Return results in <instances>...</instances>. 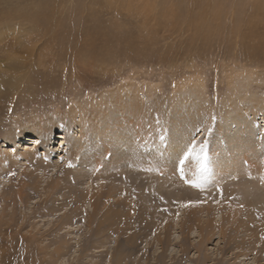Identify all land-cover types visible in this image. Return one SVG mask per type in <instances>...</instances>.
<instances>
[{
	"label": "rangeland",
	"instance_id": "1",
	"mask_svg": "<svg viewBox=\"0 0 264 264\" xmlns=\"http://www.w3.org/2000/svg\"><path fill=\"white\" fill-rule=\"evenodd\" d=\"M0 23V261L264 264V204L229 222L256 161L201 148L244 117L264 140V0H0ZM177 119L190 130L169 150L208 161L156 152ZM109 127L135 133L133 165L95 174L94 150L73 154Z\"/></svg>",
	"mask_w": 264,
	"mask_h": 264
},
{
	"label": "bare ground",
	"instance_id": "2",
	"mask_svg": "<svg viewBox=\"0 0 264 264\" xmlns=\"http://www.w3.org/2000/svg\"><path fill=\"white\" fill-rule=\"evenodd\" d=\"M47 3V2H46ZM49 8V7H48ZM39 12V11H38ZM46 13V12H45ZM44 13V14H45ZM34 17V16H33ZM45 17V16H44ZM35 20V19H34ZM41 20V19H40ZM47 22V21H46ZM36 23V22H34ZM39 23V22H38ZM1 24V23H0ZM6 24V23H5ZM32 26V25H31ZM35 26V25H34ZM33 26V27H34ZM8 27V26H7ZM30 27V26H29ZM28 27V29H29ZM21 29V28H19ZM26 29V28H25ZM30 46V45H29ZM21 48V47H20ZM27 48V47H25ZM28 49V48H27ZM26 49V50H27ZM31 49V48H29ZM48 54V52H47ZM32 55V54H31ZM46 59V58H45ZM18 60V59H17ZM21 60V59H20ZM26 60V59H25ZM24 63V62H23ZM22 63V65H23ZM18 64V63H17ZM53 64V63H52ZM19 65V64H18ZM17 67V66H16ZM22 67V66H20ZM15 71V70H14ZM22 72V71H21ZM27 72V71H26ZM16 74V73H15ZM29 74V73H28ZM11 82V81H10ZM14 83V82H13ZM16 83V82H15ZM15 86V85H14ZM13 86V87H14ZM20 86V85H19ZM251 98V97H250ZM247 106V105H246ZM197 108V107H196ZM184 109V108H183ZM190 110V109H189ZM262 110V109H261ZM260 110V111H261ZM180 112V111H179ZM188 111H185L184 113H187ZM184 113L181 112V115H179V117L181 116H186V115H183ZM195 115V114H194ZM184 121H182L184 124L182 126H176V127H173L171 130V133H170V130L167 132H164L165 134L163 136H161V138L157 141L155 140H152V145L156 148V152H160V154H165L166 156V153L168 154L167 156L170 158V159H175V157H181L183 152H182V148L181 147H177L175 150H169V146L170 145H173V143H178L179 146H183V143L185 141V138H186V135L187 133L189 132L190 130V122L189 120L186 121L187 119H183ZM192 120V118L190 119ZM176 121H180L179 119H177ZM180 121V122H181ZM194 121V120H193ZM192 122V121H191ZM264 122V121H263ZM197 123V122H196ZM235 123H238L240 125V128L238 129V131L234 130L233 128H231L232 124H229V123H226L225 124V128H223L222 130H218V131H210V134H209V137L211 139V141H207L206 144H204V146H202V150L204 152V155L206 154V156H208V153L210 152V146L214 145L216 146L215 149L219 150L223 155H224V159L223 161H229L230 159L231 160H234L235 158L237 157H244V156H248L249 159H252L255 160L256 162H253L254 163V167L256 169V174H259L257 177L259 179L258 182L259 183H255L254 182H240V184L243 185V188L241 187L240 190L238 192H240V195H238L239 197H236V204L240 207L233 209V213H231V220L229 222H232V221H235L236 219H239V217L237 216L238 215H242L241 217H243V219L241 220V218L237 221L238 222V227L240 226H244L245 223H246V219L248 218L249 220V214L252 212V207L256 206V205H259L260 204H264V163H260V161L257 159V157L263 153L264 151V140L262 138V140L260 141L257 137H255V134H254V130H255V127H253L254 125H252L251 123H248L246 118H242L240 121H236L235 120ZM126 125V124H125ZM178 125H181V124H178ZM103 126V125H102ZM113 126V125H112ZM193 126V125H191ZM218 126V125H217ZM236 126V125H235ZM115 128V127H114ZM114 128H111L109 127L108 129H110V135L107 134L108 132H103L100 134L98 132L95 133L94 137H91V136H87V138H85V134H81V139L78 143V145L76 146V149H77V152L75 151L73 156L76 157L78 159V161H80V163L84 164V162H86L87 159H90V151L91 149L94 150L96 154L93 158L94 159V163H95V170H93V172L95 174H97L102 168V165H107V161L112 165V162L113 164L115 165V167H118L120 164L121 166L122 165H128L126 161H129V163L133 160L134 158V144L135 143V137H134V134L131 129L129 130L128 128H123L122 130H116ZM193 128V127H192ZM175 129V130H174ZM213 129V128H212ZM192 130V129H191ZM211 130V129H210ZM262 134H264V128L261 132ZM54 135V133H52ZM146 136V135H145ZM19 138H16V140H14L15 142V145L17 147V149H25L26 151H24L26 154H27V157H29L30 155H32L33 152H29L31 150V148L28 146L30 144L28 143H32V144H36L35 140L38 138V137H31V136H26V135H20L18 136ZM42 137V136H41ZM102 137V138H101ZM65 138V137H64ZM64 138H59V139H62L64 140ZM172 138V140L170 141V139ZM40 139V138H38ZM57 139V138H56ZM66 139V138H65ZM48 140V143H46V141L44 140V143L42 144L41 142L39 143V145H44L45 146H49L51 145L52 143V140H54L53 138H49L47 139ZM106 141V143L103 144L104 149V153L105 154H102L101 152H98L97 151V148H100L101 147V144L102 142ZM188 140V139H186ZM102 141V142H101ZM189 141V140H188ZM155 142V143H154ZM50 143V144H49ZM186 143V142H185ZM38 144V143H37ZM63 144V143H62ZM67 144V143H66ZM140 144V143H139ZM108 145V146H107ZM160 145V146H159ZM186 145V144H185ZM188 145V144H187ZM194 145V144H193ZM198 145V144H197ZM177 146V145H176ZM190 146V145H189ZM1 147V146H0ZM3 147V146H2ZM5 147V146H4ZM24 147V148H23ZM142 149L143 151L147 152L151 149V147H149L148 144H146L144 147L142 146ZM142 149H140V151L142 152ZM196 149V148H195ZM29 150V151H28ZM35 151H37V149H34ZM189 150V149H188ZM199 150V149H198ZM190 151V150H189ZM185 152V150H184ZM23 153V154H25ZM137 154V153H136ZM162 154V155H163ZM210 154V153H209ZM93 155V154H92ZM106 155V156H104ZM139 155V154H138ZM186 155V154H185ZM200 155V154H199ZM202 155V154H201ZM33 156V155H32ZM195 157V154L193 155ZM17 157V156H16ZM139 158V156H138ZM148 158V157H146ZM168 158V159H169ZM183 158V156H182ZM191 158V157H189ZM208 158V157H207ZM240 158V159H241ZM6 159V158H5ZM4 159V160H5ZM136 159V158H135ZM167 159V158H166ZM184 159V158H183ZM182 159V160H183ZM212 159V158H211ZM207 160V159H206ZM247 160V159H246ZM146 161V160H145ZM148 161V160H147ZM146 161V162H147ZM150 161V159H149ZM171 161V160H170ZM208 161V160H207ZM241 161V160H240ZM2 162V161H1ZM126 162V163H125ZM133 162V161H132ZM139 162V161H137ZM144 162V161H143ZM165 162V161H164ZM211 162V161H210ZM209 162V163H210ZM230 162V161H229ZM232 162V161H231ZM230 162V163H231ZM243 162V160H242ZM241 162V163H242ZM119 163V164H118ZM235 163V162H233ZM250 163V162H249ZM2 164V163H1ZM5 164V163H4ZM132 163H130L131 165ZM138 164V163H137ZM147 164V163H145ZM144 164V165H145ZM174 164V163H173ZM177 164V163H176ZM187 164V162H186ZM185 164V165H186ZM211 164V163H210ZM246 165V163H244ZM133 165V164H132ZM143 165V167H144ZM190 165V164H189ZM228 165V164H227ZM231 165V164H230ZM250 165V164H249ZM1 166V165H0ZM13 166V165H12ZM113 166V165H112ZM136 166V164L134 165ZM191 166V165H190ZM197 166V165H196ZM200 166V165H199ZM234 166V165H233ZM239 166V165H238ZM242 166V165H241ZM248 166V165H247ZM7 167V166H6ZM201 167V166H200ZM216 167V166H215ZM237 167V166H236ZM251 167H252V164H251ZM1 168V167H0ZM8 168V167H7ZM11 169V167H9ZM8 168V169H9ZM192 168V167H191ZM206 168V167H205ZM232 179L233 181L235 182V180L238 179V171L237 172V169L235 168H232ZM239 168V167H238ZM84 166L82 167V170L81 172L84 170ZM117 169V168H116ZM115 169V170H116ZM120 169V168H118ZM124 169V168H123ZM220 169V168H219ZM246 169V168H244ZM243 169V171H244ZM253 169V168H252ZM86 170V169H85ZM85 170L83 172H85ZM187 170V169H186ZM199 170V168H198ZM211 170V169H210ZM208 170V171H210ZM229 170V168L227 169ZM248 170H251L250 168ZM254 170V169H253ZM98 171V172H97ZM102 171V170H101ZM100 171V173H101ZM120 171V170H119ZM183 171V170H182ZM181 171V172H182ZM213 171V170H212ZM105 172V171H104ZM251 173H249V171H247L246 175L248 174H253L254 171H250ZM121 173V172H120ZM185 173V171H184ZM202 173V172H201ZM228 173V171H222L221 172V175H226ZM82 174V173H81ZM104 175V173H102ZM101 174V175H102ZM205 174V173H204ZM229 174V173H228ZM79 175V174H78ZM85 175V174H84ZM241 175V174H240ZM255 175V174H254ZM97 176H100V174H98ZM112 176V175H111ZM117 176V175H116ZM200 176V174H199ZM205 176V175H204ZM104 177V176H103ZM101 177V178H103ZM247 177V176H245ZM250 177V176H249ZM256 177V178H257ZM81 178V177H80ZM197 178V177H195ZM253 178V177H252ZM194 179V178H193ZM209 179V178H208ZM254 180H256L255 178H253ZM179 180V179H178ZM190 180V179H189ZM187 181V179H186ZM225 181V180H224ZM245 181V180H244ZM248 181V179L246 180ZM257 181V180H256ZM263 181V182H262ZM180 182V181H179ZM211 182V181H210ZM245 183V184H243ZM209 184V183H208ZM102 184H100L99 186H101ZM241 185V186H242ZM103 186V185H102ZM254 188L256 190H254ZM236 189V188H235ZM253 190L255 192H253ZM89 191V190H88ZM112 191V190H111ZM236 191V190H235ZM237 192V191H236ZM223 194V193H222ZM234 194L233 192L230 194L232 195ZM142 195V194H141ZM112 196V194H111ZM154 196V195H153ZM236 196V195H235ZM241 196V197H240ZM91 197L92 199L93 198H96L95 195L91 194ZM98 198V197H97ZM221 201V200H220ZM246 201H247V204H246ZM132 203V202H131ZM214 206V205H213ZM258 206V207H259ZM227 207V206H226ZM232 208V207H231ZM239 208H243L242 209V212L240 211ZM218 209V208H217ZM264 209V208H263ZM261 210V209H260ZM211 212V211H210ZM263 212V211H262ZM239 213H242V214H239ZM254 214V213H253ZM256 215V214H255ZM259 215V214H258ZM122 216V215H121ZM251 216V215H250ZM108 217V216H107ZM120 217V216H119ZM130 217V216H129ZM128 217V218H129ZM260 217H262L260 215ZM259 218V216H258ZM118 219V218H117ZM245 219V220H244ZM253 219V218H252ZM256 219V218H255ZM250 221L252 220H249L248 222L250 223ZM245 222V223H244ZM264 225V223H263ZM237 226V224H236ZM246 226V225H245ZM237 228V227H236ZM241 228V227H240ZM244 230V229H243ZM221 232H224V231H221ZM255 238H258L260 239L258 242L259 244L261 245L262 248L260 249H257L255 247V242L254 243H246L247 246L250 245L251 247H255L256 250L258 251V258H260V253L263 252L262 250H264V243H263V240H264V235H261L258 236V235H255L254 236ZM263 238V239H261ZM243 244V243H242ZM261 250V251H260ZM33 252V251H32ZM31 252V253H32ZM28 253V252H27ZM28 260V259H27ZM260 263H261V259H259ZM25 262V261H24ZM31 262H33V260H30L26 263H23V264H30ZM10 263L9 261H7L6 259H2L0 261V264H8Z\"/></svg>",
	"mask_w": 264,
	"mask_h": 264
},
{
	"label": "snow or ice",
	"instance_id": "3",
	"mask_svg": "<svg viewBox=\"0 0 264 264\" xmlns=\"http://www.w3.org/2000/svg\"><path fill=\"white\" fill-rule=\"evenodd\" d=\"M203 151V150H202ZM195 153H194V150H190L185 156H184V160L181 161V163L183 164L185 161H187L189 159V157L193 156ZM196 156V159L197 161H201V160H204L206 159V157H203L199 154H195ZM205 170V166L204 164H201V171H204ZM199 186V185H197Z\"/></svg>",
	"mask_w": 264,
	"mask_h": 264
}]
</instances>
